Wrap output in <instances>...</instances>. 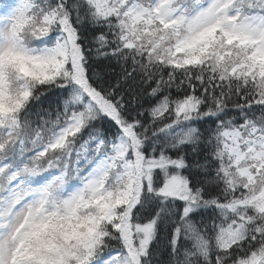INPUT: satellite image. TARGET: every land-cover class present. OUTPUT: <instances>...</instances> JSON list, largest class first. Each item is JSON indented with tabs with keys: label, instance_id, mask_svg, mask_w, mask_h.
I'll return each mask as SVG.
<instances>
[{
	"label": "snow or ice",
	"instance_id": "snow-or-ice-1",
	"mask_svg": "<svg viewBox=\"0 0 264 264\" xmlns=\"http://www.w3.org/2000/svg\"><path fill=\"white\" fill-rule=\"evenodd\" d=\"M0 264H264V0H0Z\"/></svg>",
	"mask_w": 264,
	"mask_h": 264
}]
</instances>
